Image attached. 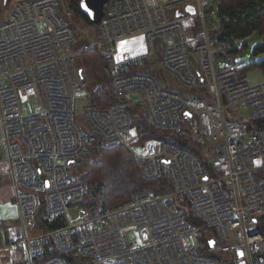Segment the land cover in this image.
Instances as JSON below:
<instances>
[{
	"label": "built area",
	"instance_id": "1",
	"mask_svg": "<svg viewBox=\"0 0 264 264\" xmlns=\"http://www.w3.org/2000/svg\"><path fill=\"white\" fill-rule=\"evenodd\" d=\"M209 1L108 0L92 49L105 58L119 103L83 108L93 137L77 123L78 99L89 92L76 57L89 47L75 50V33L58 12L61 0H24L12 7L0 24V148L19 213L21 233H12L9 245L10 254L20 251L17 262L264 264V130L249 132L235 115L227 116L246 108L249 120L264 119V69L263 81L251 85L236 61L246 48L239 42L231 48L208 30V21L220 22L216 0ZM188 6L194 14L185 11ZM177 9L183 16L171 18ZM156 41L163 50L160 71L185 90L206 89L210 99L165 89L139 71L155 56ZM23 99L36 104L32 114L24 113ZM132 106L142 107L156 129L180 135L186 123L211 143L219 141L211 159L217 176L209 177L182 146L140 141L130 125ZM94 141L105 150L126 148L147 182L164 171L171 193H133L103 214L89 216L77 208L81 215L73 218L69 205L88 186L70 176L68 162L80 160ZM176 199L188 203L203 235L214 242L210 255L190 246L188 234L196 228ZM40 207L48 224L63 217L66 225L30 236ZM217 239L225 252L216 251Z\"/></svg>",
	"mask_w": 264,
	"mask_h": 264
},
{
	"label": "trees",
	"instance_id": "2",
	"mask_svg": "<svg viewBox=\"0 0 264 264\" xmlns=\"http://www.w3.org/2000/svg\"><path fill=\"white\" fill-rule=\"evenodd\" d=\"M61 1L63 7L70 11L83 26L91 32H98L99 29L100 34V25L91 23L82 13L79 0ZM216 2L220 22L219 27L211 35L220 41L225 40L232 48L236 43L257 34L261 45L255 49L254 54L264 53V0H216ZM78 40L80 39H76V42ZM155 46V56L146 60L139 71L151 75L159 84H163L165 89L174 91L173 87L164 82L160 75L159 63L163 55L160 41H156ZM244 47L246 48V46ZM94 51L98 52V50ZM86 55H81L82 62L78 66L82 69L86 82H92V84L99 86L98 89L94 88L91 91L88 88L90 91L88 93L89 105L104 108L110 104L119 103L109 87L110 76L105 70V58L102 55H98V57L96 55L92 59H85ZM260 66L264 68V62ZM200 91L201 95L193 97L210 99L206 89H200ZM137 109V107L132 106L127 108V111L130 115L131 129L137 134L140 141H164L182 146L200 159L209 177L217 176L211 161L215 146L204 138L199 130L192 133L186 123L182 124L180 135L172 134L167 130L156 129L150 124L146 114L138 112ZM237 121L245 123L249 132L264 130V119L256 121L237 119ZM69 174L75 181L84 182L88 186L87 194L77 198L70 205L79 208L82 213L90 216L105 213L109 208L127 201L133 193L157 196L171 193V185L164 171L157 181L147 182L142 179L138 163L126 148L118 146L114 149L105 150L100 148L97 141L87 147L80 158V162L74 165V170ZM42 215L43 207H40L34 218V233H47L66 225L63 217H58L51 224H48L43 220ZM202 234L204 233L202 232ZM203 236L202 253L210 255L211 252L207 251L210 246L209 242L205 235ZM69 256H64L67 263L71 261ZM76 262L94 264L89 259H78ZM13 264H22V262Z\"/></svg>",
	"mask_w": 264,
	"mask_h": 264
},
{
	"label": "rangeland",
	"instance_id": "3",
	"mask_svg": "<svg viewBox=\"0 0 264 264\" xmlns=\"http://www.w3.org/2000/svg\"><path fill=\"white\" fill-rule=\"evenodd\" d=\"M3 1L6 0H0V3L2 4ZM17 0H9V2L5 3L4 6L6 8V10H4L3 15L2 16H6L8 13V10L11 9L14 5V2ZM211 2V0L209 1ZM58 12L59 14H61L67 21V23L69 24V26H71V28L73 29L75 35H76V39H88L89 41V49L85 52H83V54H79L76 57V62L77 65H81V55L83 56L84 54H87L85 56V59H92L94 58L96 55L98 57V55L100 56V52L98 50V52L96 53L97 49H92V46L96 45L99 42V29H98V35L96 32H91L89 31L85 26H83L77 19L76 17L70 12L67 11L65 9V7H63V2H60V5L58 7ZM219 26L212 23L211 21H208V30L210 31V33H212L213 31H215ZM38 30L40 32H42L44 30L43 26H38ZM240 46H246V49L243 50L242 53L238 54L237 56V63L240 66V71L242 74L246 75L248 78V81L251 85H256L258 83H261L263 81V67L260 66L261 63L264 62V53L260 54H254V51L256 48H258L261 45V41L260 38L257 34L252 35L251 37H248L246 39H244L243 41L239 42ZM94 51V52H93ZM250 57V58H249ZM83 58V57H82ZM80 67V66H79ZM161 78L164 82H166L168 85L173 87V90L178 92L181 95H186V97H191L194 98L193 96L196 95H201V91L200 90H185L182 86L177 85L174 81V79L170 76H168L167 74L160 72ZM97 87H99L96 84H92V82H87L85 85V89L88 91L89 90H93L94 88L96 89ZM88 91V92H90ZM133 98H135V96H133ZM88 95L87 96H83L82 98L78 99V104H77V123L80 126V128L88 135H91L93 137V133L91 132L90 128L88 127L87 123H86V119L84 117V114L81 113V111L83 110V108L85 106H87L88 103ZM36 104L33 101L27 100V99H23L22 100V107L24 109V113L26 115L32 114L34 111ZM137 111L140 113H144V110L142 107H137ZM235 115L237 118L242 119V120H249V114H248V110L246 108H240L237 113L234 112H227V116H233ZM196 120V119H195ZM2 131L0 129V135H1ZM195 133V132H192ZM219 141H215L213 144H218ZM74 170V165H70L68 167V172L71 173ZM175 203L177 205V207L181 210V213L184 217V219L186 221H188L189 223H191L195 228L196 231L194 233H190L188 234V242L190 244L191 247H197L198 249H202V247L204 246V236L202 234V231L200 230V226L199 224H197L194 221V216L193 213L188 205L187 202L184 201H180L179 199L175 200ZM69 213L71 214V216L73 218H76L78 216L81 215V212L77 209V207H74L73 205H69ZM90 216V215H89ZM18 229L21 233V227L20 224L18 225ZM4 231H7V228H1V232H0V236L1 234H3ZM9 232V236H12V233L15 235L14 232H11L10 230H8ZM40 232H35L33 231V233L29 232V235H36L39 234ZM216 236V235H215ZM217 237V236H216ZM132 239H134L135 237L131 236ZM12 239V237H11ZM10 247V246H9ZM9 247L7 246L6 252L9 251ZM220 250H222V252H225L223 247L221 246V243L218 241L217 239V245H216V251L220 252ZM5 252V253H6ZM17 252V256H20V251H16Z\"/></svg>",
	"mask_w": 264,
	"mask_h": 264
},
{
	"label": "crops",
	"instance_id": "4",
	"mask_svg": "<svg viewBox=\"0 0 264 264\" xmlns=\"http://www.w3.org/2000/svg\"><path fill=\"white\" fill-rule=\"evenodd\" d=\"M24 0H17L14 2L19 3ZM9 2V0L3 1L0 3V24L7 20V17L11 11L8 10L6 16L3 15V11L6 10L4 4ZM6 5V4H5ZM13 5V6H14ZM1 129V127H0ZM19 225V213L18 209L14 203V190L11 185V180L9 176V169L6 162V153L3 147L0 148V232L1 228H7V231H4L0 236V264H11V260L20 259V256L16 254H10V252H6L7 246L9 247L10 242H12L11 237L9 236L8 230L15 233V236L20 234L18 229ZM6 252V253H5ZM16 260V262H17Z\"/></svg>",
	"mask_w": 264,
	"mask_h": 264
},
{
	"label": "water",
	"instance_id": "5",
	"mask_svg": "<svg viewBox=\"0 0 264 264\" xmlns=\"http://www.w3.org/2000/svg\"><path fill=\"white\" fill-rule=\"evenodd\" d=\"M107 2H108V0H79L82 13L90 20L91 23H93L95 25H100L103 14H104V8H105ZM185 11L189 14H194V12H195V10L192 6L186 7ZM182 16H183V12L181 9H177L175 12H170L171 18H174V17L179 18ZM87 47H89V41L86 39H80L74 45L75 50H79V49L87 48ZM79 73H80L82 82L85 83L86 78L83 75L82 69L79 70ZM187 116L191 117V115L189 113H187ZM79 162H80V160L69 161L68 165H75ZM164 162L167 163L166 161H164ZM39 176L44 181L45 186L47 187L48 184L45 180V177L41 174L40 171H39ZM255 222H256V220H255ZM209 245L211 248H213L214 242L209 241Z\"/></svg>",
	"mask_w": 264,
	"mask_h": 264
}]
</instances>
